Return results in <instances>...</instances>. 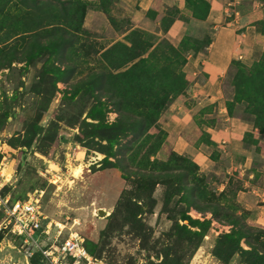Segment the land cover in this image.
<instances>
[{"label": "rangeland", "instance_id": "1", "mask_svg": "<svg viewBox=\"0 0 264 264\" xmlns=\"http://www.w3.org/2000/svg\"><path fill=\"white\" fill-rule=\"evenodd\" d=\"M184 1L180 14L174 0H153L146 12L129 9L122 0H0V195L10 203L37 200L50 229L37 244L49 247L47 252L75 237L93 258L89 264H264V236L255 240L264 231V102L262 84L253 83L249 74L264 61V0L242 1L257 10L252 23L261 44L250 62L232 64L222 84L228 114L250 128L241 144L251 152H229L227 142L202 130V124H219L213 105H207L201 110L205 118L196 121L202 134L185 132L192 143L208 146L199 163L174 153L164 130L169 106L187 94L185 62L208 42L206 34L202 40L184 36L178 44L165 37L174 20L187 23L206 16L205 0ZM73 3L84 9L83 32L61 23L73 43L54 48L48 37L62 32L53 31L43 17L49 5L60 9ZM147 45L137 58V48ZM125 53L133 59L113 70V59ZM133 66L154 82H148L152 91L165 86L155 98L158 93L168 105L150 131L152 139L142 143L128 136L105 145L116 151V160L91 173L104 158L97 148L105 142L91 140L84 131L92 130V123L115 122L117 100H122L114 79L91 74H117ZM256 68L255 75L261 71ZM135 93L131 89L123 95ZM249 95L257 99L249 102ZM121 110L139 119L153 112L149 103L133 107L122 102ZM151 169L154 181L136 176L146 171L152 179ZM210 203L222 206L218 215L209 213L214 209ZM185 217L197 224L193 227ZM232 218L239 222L231 225ZM242 228L251 233L250 240L234 233ZM230 235L241 251L228 250ZM0 236V264H31L27 247L3 228ZM40 263L50 264L49 258Z\"/></svg>", "mask_w": 264, "mask_h": 264}, {"label": "crops", "instance_id": "2", "mask_svg": "<svg viewBox=\"0 0 264 264\" xmlns=\"http://www.w3.org/2000/svg\"><path fill=\"white\" fill-rule=\"evenodd\" d=\"M122 1L129 9L137 7L141 12L154 7L153 0ZM174 1L178 4L180 14H184L185 1ZM205 1L209 9L204 19L189 18L187 23L176 19L165 34L173 44H178L184 36H192L197 40H202L205 34L208 36V43L203 51L188 57L184 67L190 80L187 94L169 106L164 121V130L172 151L189 155L196 163L206 157L208 146L192 143L185 132L191 131L194 137L200 132L197 122L205 118V113L201 110L207 105H213L214 116L219 124L215 127L202 124V130L209 132L214 138L218 136L223 143L227 142L226 149L229 152L245 156L248 151L251 152V147L246 145L247 148H244L241 144L242 137L250 132V128L241 120L229 116L223 102L222 84L232 64L250 62L253 52L261 44L252 23L253 14L257 10L251 5H244L243 0ZM193 25L200 30L196 33L202 31L201 35L190 30L189 27ZM233 143L236 145H230Z\"/></svg>", "mask_w": 264, "mask_h": 264}, {"label": "trees", "instance_id": "3", "mask_svg": "<svg viewBox=\"0 0 264 264\" xmlns=\"http://www.w3.org/2000/svg\"><path fill=\"white\" fill-rule=\"evenodd\" d=\"M49 6L51 9L49 8V11L48 12L46 11V14L44 15L43 18L45 20H47V22H49V27L51 29H53V31H56V32L61 31L62 32V34H60V35H57V36L50 35V37H48V41L50 42V46L57 48V49H61V48L65 47L66 44L71 45L73 42H70L71 39L69 37L65 36L66 33L64 32V30H62L63 29L62 24H66L68 26L72 25L74 27V29H72V30H74L76 32H81V31L83 32L81 27H82V21L85 17L84 9L81 8V10L79 9L80 10L79 11L78 5L75 3H73L70 6L61 7L60 9H58L59 7L54 6V5H49ZM208 9H209V7H208ZM74 10H75V12H74ZM204 18H205V16L202 18H198V19L201 20ZM149 47H150V45H147V47L141 46V47L137 48V50L139 52L141 51V53L137 54V58L142 56V54H144L146 52L145 50ZM203 49L200 51H203ZM200 51H195V52H192L191 54L194 55ZM131 59H133V57L129 56L127 53L119 56L116 59H113V61H112L113 70L120 68L124 62H126V63L130 62ZM146 61L147 60L142 59L141 62L146 63ZM185 64H186V62H185ZM255 64L256 65L252 67L253 70L252 69L249 70V74L251 75V78H252L251 80L253 83L260 81V83L262 84V91L260 94V98L264 102V61L260 64V66L257 62ZM134 67L135 66H133L132 68H130L124 72L117 73V74H113V73H108L105 75L104 74H100V75L91 74V77L94 76L92 78H95V79L104 80L105 77H106V79L107 78L114 79L116 81V85H115L116 89L118 90V92L122 91L119 93V96L122 95V100H117V102H118L117 106L118 107H117V109H115V113L117 114V119L115 120V122H113L111 124L105 123V122H103V123L97 122L95 124L92 123L93 125L89 124L92 127V130H90V131L85 130L84 131L85 132L84 135L86 137L90 138L91 140L98 139L101 142H105V144L100 145L97 148L98 152L104 154V158L95 164V165H98V167H95V165H93V167H91V169H92L91 173L97 172L100 169L104 168L103 167L104 164H110L111 162L109 161V159H111V158L115 162L116 151L113 152L111 147L108 148V147H105V145H107V144L117 145V144H119V142L123 138H127L128 136L136 137V138L142 140V143H147V141H149V138L152 139L153 136H151L150 131L153 128L156 129L157 123L160 120V111L164 108V106L168 105V104H166L165 98L162 99L161 101L159 100V94L158 93H156L158 99L155 98V92H160L161 90L166 89V88H164L165 86L164 85L161 86L159 89H157V91L156 90L152 91V88H154V87H152V84L154 82L148 76L141 74V70L138 69L137 66H136L137 70H133ZM256 67H260L261 71L256 73V75H255V72H257ZM144 80H145V82L143 83ZM125 81H128V82H125ZM149 81L152 84H148ZM142 87L149 88V91H146V93H145V91H142ZM131 89L135 90L136 93L134 95H131L130 98L125 99V96L123 94L125 92L130 91ZM144 93H145V95H144ZM247 99L249 100V102H251V101L257 99V96L255 98H252L251 95H249V97ZM122 102L127 104V105H131L133 107H135V106L143 107L145 104L149 103V106L153 109V112L147 117H142V119H139V118L134 117V116H129L121 110ZM246 109H249V103H247ZM246 109H245V111L249 112V110H246ZM76 141L78 143H80L83 141V139H81L78 136ZM88 148H90V147H88ZM135 153L136 152H134L132 154V156ZM150 154H152V153H150ZM119 164H118V168H120L122 172L129 175V172H127V169L125 167H121V163H119ZM139 165H141V168L145 170L144 165H142L141 163H139ZM151 170H152L151 174L153 175L152 179H149L146 177V174L144 173L146 171H143L142 175L137 174L136 176L138 178H142V179L146 178L150 181H154L157 178L154 175L153 169H151ZM1 197L5 198L6 196H1ZM11 203H13V202H11ZM212 206H214V209L209 213L212 216L218 215L219 210H222V206L218 203H216V204L210 203L209 208ZM124 207H125V205H124ZM185 219L188 220V222L193 227L195 226V224H197V222L193 221L189 217H185ZM230 222H231V225L237 224L239 222V219L238 218H232ZM243 229L244 228L238 229L237 231L234 230V233H239V234L241 233L244 238L250 240L251 236H252L251 233L246 232ZM255 236H256L255 240L257 242H259L260 238L262 236H264V231L261 230ZM15 238L18 239L17 237H15ZM1 239H2V237L0 236V241H1ZM228 239L231 240V243H229L230 246H229L228 250H230L233 253L237 252L239 250V243L237 242V239L234 238V235H230V237H228ZM249 244H251V241H249ZM83 247H84V245H83ZM27 250L31 251L32 248L27 247ZM239 251H241V250H239ZM261 253L262 252H260L259 254H261ZM42 258H44V256L39 251H34L32 253V255L30 256V263L31 264H42V263H40ZM67 261H69V264H75L73 260L68 259Z\"/></svg>", "mask_w": 264, "mask_h": 264}, {"label": "built area", "instance_id": "4", "mask_svg": "<svg viewBox=\"0 0 264 264\" xmlns=\"http://www.w3.org/2000/svg\"><path fill=\"white\" fill-rule=\"evenodd\" d=\"M0 209L4 213L0 230L3 228L17 237L24 247H31L32 250H28L29 256L34 251H39L44 258H49L50 264H69L68 259L73 260L75 264H89L93 261V258L86 253L83 242L79 243L75 237L67 238L60 246L53 245L54 252H47L49 247L38 246L39 239L49 236L50 229L49 223L45 222L46 218L39 209L37 200L33 197L24 202L10 203L8 198L0 196Z\"/></svg>", "mask_w": 264, "mask_h": 264}, {"label": "bare ground", "instance_id": "5", "mask_svg": "<svg viewBox=\"0 0 264 264\" xmlns=\"http://www.w3.org/2000/svg\"><path fill=\"white\" fill-rule=\"evenodd\" d=\"M79 173H80V170L78 169V170H76V171L74 172V176L79 175Z\"/></svg>", "mask_w": 264, "mask_h": 264}, {"label": "water", "instance_id": "6", "mask_svg": "<svg viewBox=\"0 0 264 264\" xmlns=\"http://www.w3.org/2000/svg\"><path fill=\"white\" fill-rule=\"evenodd\" d=\"M99 214H100V215H103V214H104V211L99 210Z\"/></svg>", "mask_w": 264, "mask_h": 264}]
</instances>
